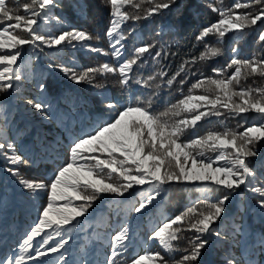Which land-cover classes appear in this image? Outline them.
Masks as SVG:
<instances>
[{"label": "snow or ice", "instance_id": "6c2138e0", "mask_svg": "<svg viewBox=\"0 0 264 264\" xmlns=\"http://www.w3.org/2000/svg\"><path fill=\"white\" fill-rule=\"evenodd\" d=\"M104 2L110 6L111 19L105 32L110 51L88 43L94 39L99 41V34L93 35L76 28L61 30L56 34L44 33L39 22L48 21L51 9L57 6L55 0H28L23 4V15L19 13L18 7L9 6V0H0V93L8 90L20 92L24 76L23 61L18 64V60L26 45L41 50L45 47L58 49L61 45L73 48L80 45L103 56L110 55L111 62L88 67L80 72L62 65L56 67L76 83L93 84L96 74L111 73L121 87L128 86L134 79L131 75L134 72L133 66L138 65L142 55L155 45L136 46L130 56H124L123 41L127 36L121 31V25L129 19L139 20L141 16L130 15L123 9L126 5L140 9L145 0L140 3L134 0ZM147 2L153 4L146 10V16H150L162 9H169L177 0ZM11 3L18 5L19 0H11ZM253 5H259V8L245 13L236 11ZM212 11L218 13L219 18L201 30L197 36L198 41L215 35L219 43L228 33H232L234 40H238L244 36L246 29L260 22L257 43L264 44V0H234L230 7H212ZM54 19L62 23L60 17ZM205 47L208 51L201 54V60L214 57L221 51L219 47ZM232 52L233 57L226 68L212 70L219 78L201 79L192 86L193 89H202L204 94L192 95L190 89L188 95L164 112L153 110L151 100L121 104L105 96L104 107L108 118L96 123L91 131L82 130L71 139L67 149L68 159L46 180L23 178L19 165L34 164L35 160L18 153L14 140L5 141L0 138V156L8 164L16 166L8 167L6 171L17 177L22 188L33 196L41 191L48 194L47 205L38 210V220L30 228L27 238L20 243L19 252L3 257L0 264H27L28 260L37 261L38 257L48 256L49 253H59L57 264H67L66 245L71 235L70 228L66 226H74L73 221L80 223L77 218L85 216L101 194L125 198L128 201L127 211L137 214H142L162 196L164 186L173 182H200L203 191L219 194L214 199L199 200L201 209L188 207L174 217L161 220L153 228L148 239L157 240L168 258L156 252L149 256L132 257L131 264H144L145 260L154 261L155 264H198L202 250L209 244V236L226 238L218 222L227 213V202L242 185L258 194V206L264 209V186H256V172L248 161L249 157L257 156L256 145L264 141V89L256 90L258 96L253 95L252 89L240 87L237 90L241 80L249 76L264 77V56L253 55L251 58L239 59L236 47L232 48ZM155 55L159 57L160 52ZM195 60L194 57L193 63ZM231 68L234 71L224 76L227 69ZM180 71H184L183 66ZM179 74L177 72L168 79L167 84L171 85ZM148 79L153 80L154 77L149 76ZM180 83L183 84V81ZM144 84L147 85L148 81H144ZM38 87L44 92L46 85L41 81ZM95 87L101 88L103 85L95 84ZM25 102L43 119H49L51 105L47 101L25 99ZM223 110L235 116L253 111L259 114V119L240 132H209L204 136H194L188 142L181 141L186 129L195 128L197 122L209 114L217 117L224 115ZM210 152L215 153V156H209ZM114 175L117 178L115 181ZM145 185L147 191L144 190ZM60 201L64 203H58ZM75 201L81 203L72 206ZM110 227V254L99 264H125L119 258L124 256L132 242L130 227L120 221ZM182 232H191L192 236L185 237L187 247L183 248V254L178 260L173 259L170 254L178 250L173 242L181 238ZM234 232L243 234V224L236 226ZM37 237H40L36 241L39 247L33 243ZM56 237L60 239L56 240ZM50 241L54 243L50 244ZM254 248L264 253V233L255 241ZM226 264H257V261L250 258L242 262L229 253Z\"/></svg>", "mask_w": 264, "mask_h": 264}, {"label": "trees", "instance_id": "16d2710c", "mask_svg": "<svg viewBox=\"0 0 264 264\" xmlns=\"http://www.w3.org/2000/svg\"><path fill=\"white\" fill-rule=\"evenodd\" d=\"M25 2L28 0H19L18 5H13L9 0V6L18 7L19 13L23 15ZM134 2L140 3L141 0ZM159 2L160 0H153V3ZM233 2L234 0H222V3L220 0H177L169 9H162L150 16H146V10L153 4L147 0L141 3L140 9L126 5L123 11L130 15L139 14L141 19L136 21L129 19L121 25V31L127 36L123 41L124 56H130L136 46L154 44L155 47L144 53L138 65L133 66L134 72L131 75L134 79L125 87H121L111 73L96 74L93 84L76 83L56 67L62 65L80 72L88 67L111 62L110 55L103 56L80 45L75 48L61 45L58 49L45 47L42 50L24 46V52L18 60V64L23 61L24 76L20 92L8 90L0 93V138L5 141L14 140L18 153L35 160L34 164L19 165L21 176L36 180H46L50 177L54 170L68 159V143L59 138H50L59 132L62 140H70L82 130L91 131L96 123L107 119L105 96L121 104L151 100L153 110L164 112L166 105L173 101L177 103L179 99L189 94L190 89L192 95L204 94L202 89H193L192 86L201 79L219 78L212 70L226 68L233 57V47L238 49L239 59L251 58L253 55L264 56V44L257 43L260 22H257V26L246 29L244 36L238 40H234L232 33H228L219 43L215 35H209L203 41L197 40L201 30L219 18L218 13L212 11V7L228 8ZM55 4L57 6L51 9L48 21L39 22L44 33L56 34L61 30L76 28L93 35L99 34L101 36L99 41L94 39L88 43L93 47L110 51L105 36L111 19L110 6L104 0H55ZM258 8L259 5H253L236 11L245 13ZM57 16L61 18L62 23L54 19ZM205 45L219 47L221 51L214 57L201 60L199 59L201 54L208 51ZM157 52H160L159 57L155 55ZM194 57L196 60L193 63ZM181 66L184 71H180ZM233 71L234 68L227 69L224 76L230 75ZM177 72L180 74L171 85H168L167 80ZM160 73L166 75L161 76ZM149 76L154 79L149 80ZM41 81L46 85L44 92L38 87ZM136 81L141 83L138 84ZM144 81H148V84L145 85ZM180 81H183V84ZM95 84H101L103 87L97 88ZM240 87L252 89L253 95L258 96L256 90L264 89V77L249 76L241 80L237 90H240ZM25 99L47 101L51 105L49 119H43L26 104ZM27 109L30 111H26ZM75 109L83 114L75 123L78 129H67L69 116ZM223 111L225 114L222 116L209 114L197 122L195 128L186 129L181 141L188 142L194 136H204L209 132L225 130L240 132L251 126L254 120L259 119V114L253 111L241 113L239 116ZM16 123L22 125V129H18ZM31 134L35 135L33 139L29 138ZM256 150L257 156L249 157L248 161L256 172V186H264V141L256 145ZM208 155L214 157L215 153L210 152ZM8 167L16 166L8 164L4 157L0 156V259L19 252L20 243L27 238L30 228L38 220V210L48 202L46 192L41 191L33 196L31 192L24 190L18 178L6 171ZM116 179L114 175L113 181ZM164 188L162 196L149 205L142 214L127 211L128 201L123 197L101 194L89 208L88 213L77 218L80 223L73 221L74 226H66L70 228L71 235L66 245L67 264H83L85 261L87 264H99L105 260L110 254L108 235L111 231L110 226L118 221L126 222L130 227L129 235L132 242L124 256L119 258L123 259L125 264H131L132 257L149 256L156 252H161L168 258L157 240L148 239L153 228L161 220L174 217L188 207L196 206L198 210L201 209L199 200L214 199L219 194L214 191H203L200 182H173ZM144 190L147 191V185L144 186ZM259 198L258 194L245 189L243 185L237 190L226 204V215L218 222L220 231L226 234V238L209 236V244L202 250L198 264H226L229 253L242 262L254 258L257 264H264V253L254 248L255 241L264 233V209L258 206ZM79 203L81 202L75 201L72 206ZM241 223L243 234L235 233L234 228ZM191 236V232H182L181 238L173 242L178 249L170 254L173 259L180 258L183 248L187 247L185 237ZM59 239L60 237H56V240ZM38 240L40 237L33 242L36 247H39L36 243ZM51 243L54 241H50ZM63 251L62 249L61 252ZM59 256V253H49L48 256L38 257L37 261L28 260L27 264H57ZM144 264L155 262L145 260Z\"/></svg>", "mask_w": 264, "mask_h": 264}, {"label": "rangeland", "instance_id": "374dc122", "mask_svg": "<svg viewBox=\"0 0 264 264\" xmlns=\"http://www.w3.org/2000/svg\"><path fill=\"white\" fill-rule=\"evenodd\" d=\"M173 104H176V102L173 101V102L169 103L168 105H166L164 111L170 109L171 106H172ZM161 108H164V106H161ZM26 111L29 112L30 110L27 109ZM82 116H83L82 112H79L78 110L75 109V110L71 113V115L69 116V123L67 124V129H71V128H73V129H78L75 123H76V122L79 120V118H81ZM37 122H40V121H37ZM34 125H35V124H34ZM16 126L18 127V129H22V125H20L19 123H16ZM33 137H35L34 134H31V135L29 136V138H31V139H33ZM52 138H59L61 141L65 142V143H68V144L70 143V140L73 139V138H71L70 140H67V139L62 140V139H61V135H60L59 132H56V134H54L50 139H52ZM74 138H75V137H74Z\"/></svg>", "mask_w": 264, "mask_h": 264}]
</instances>
